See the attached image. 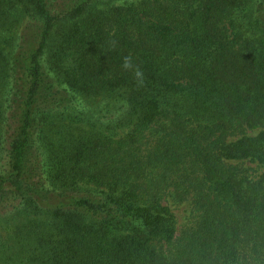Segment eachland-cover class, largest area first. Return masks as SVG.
<instances>
[{
    "label": "trees",
    "instance_id": "trees-1",
    "mask_svg": "<svg viewBox=\"0 0 264 264\" xmlns=\"http://www.w3.org/2000/svg\"><path fill=\"white\" fill-rule=\"evenodd\" d=\"M245 164L264 0H0V264H264Z\"/></svg>",
    "mask_w": 264,
    "mask_h": 264
},
{
    "label": "rangeland",
    "instance_id": "rangeland-1",
    "mask_svg": "<svg viewBox=\"0 0 264 264\" xmlns=\"http://www.w3.org/2000/svg\"><path fill=\"white\" fill-rule=\"evenodd\" d=\"M100 99H91L89 101H87V104L89 106V108L93 109L95 107H97V105H99V101ZM96 111V109H95ZM130 126H122L120 128H118L115 132V136L117 138L119 137H123L126 134H128V132L130 131ZM263 129H259L256 131H251L248 133L249 136H255L257 135L259 132H261ZM246 167L249 168H256L253 176L254 177H258L263 173V169L262 167H258L255 164H245ZM89 188V187H88ZM164 205L168 206L169 209L171 210L172 214L174 215L176 221H177V234H179L183 227L189 223V221L191 220V216H192V206L190 202H185L183 204H179L178 202H176L173 197L170 195L168 196L165 201H164ZM3 239H7L6 234L3 235Z\"/></svg>",
    "mask_w": 264,
    "mask_h": 264
}]
</instances>
